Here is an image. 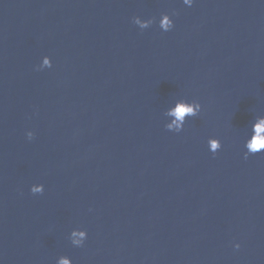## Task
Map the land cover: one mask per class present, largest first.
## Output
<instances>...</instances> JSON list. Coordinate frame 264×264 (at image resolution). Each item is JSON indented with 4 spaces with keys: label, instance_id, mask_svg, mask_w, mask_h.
<instances>
[{
    "label": "water",
    "instance_id": "obj_1",
    "mask_svg": "<svg viewBox=\"0 0 264 264\" xmlns=\"http://www.w3.org/2000/svg\"><path fill=\"white\" fill-rule=\"evenodd\" d=\"M260 118L264 0H0V264H264Z\"/></svg>",
    "mask_w": 264,
    "mask_h": 264
},
{
    "label": "clouds",
    "instance_id": "obj_2",
    "mask_svg": "<svg viewBox=\"0 0 264 264\" xmlns=\"http://www.w3.org/2000/svg\"><path fill=\"white\" fill-rule=\"evenodd\" d=\"M188 5L193 3V0H185ZM173 27V21H166L165 28L169 30ZM47 63V61H46ZM201 104L199 102H189V101H180L178 102L174 108H172L169 112L170 115L175 117V120L171 125H168V130L180 132L182 130V122L184 121L185 116H196L201 111ZM31 136V134H30ZM211 148L213 153L215 154L217 149L221 148V141L217 138L210 139ZM246 151L244 153L245 158L248 157L249 154L260 153L264 150V118L258 119L252 125V132L249 139L245 141ZM39 191L38 189H32L31 192L35 193ZM42 193V192H41ZM74 236L79 235L80 237H84V233H73ZM77 244H81L82 240L77 239L75 241ZM235 248H239L240 244L236 243L234 245ZM60 264H69L68 259L61 258Z\"/></svg>",
    "mask_w": 264,
    "mask_h": 264
}]
</instances>
